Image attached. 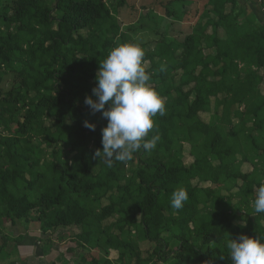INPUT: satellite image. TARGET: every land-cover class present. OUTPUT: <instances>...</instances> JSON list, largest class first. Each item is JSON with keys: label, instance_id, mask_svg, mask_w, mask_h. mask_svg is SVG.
Here are the masks:
<instances>
[{"label": "trees", "instance_id": "16d2710c", "mask_svg": "<svg viewBox=\"0 0 264 264\" xmlns=\"http://www.w3.org/2000/svg\"><path fill=\"white\" fill-rule=\"evenodd\" d=\"M237 1L205 0V24L181 35L198 8L170 0L181 2L187 20L180 35L148 42L105 0H0V225L35 222L37 241L49 245L44 254L53 249L47 233L68 230L59 239L84 251L76 264H111L110 251L117 264H232L231 237L264 240V213L253 203L264 184V16L258 23L235 10ZM240 13L250 17L240 22ZM119 44L143 49L148 83L166 112L146 138L159 135L153 150L108 167L93 159L107 120L84 100ZM243 163L252 170L241 172ZM178 188L189 197L180 210L170 206ZM222 188L237 190L223 196Z\"/></svg>", "mask_w": 264, "mask_h": 264}, {"label": "clouds", "instance_id": "9594fccd", "mask_svg": "<svg viewBox=\"0 0 264 264\" xmlns=\"http://www.w3.org/2000/svg\"><path fill=\"white\" fill-rule=\"evenodd\" d=\"M144 51L135 44H119L99 63L96 85L84 103L92 114L101 113L107 125L101 130L102 150L96 149L93 159L104 160L108 167L114 161L128 162L141 148L153 150L159 135L149 133L155 127L154 117L165 115L162 96L148 83L151 75L143 66ZM163 67L161 71H163ZM107 105V108H106ZM84 127L95 131L96 125L84 121ZM189 199L187 191H173L170 206L180 210ZM254 211L264 213V184L253 201ZM232 264H264V240L240 234L226 242ZM223 259V257H221Z\"/></svg>", "mask_w": 264, "mask_h": 264}, {"label": "rangeland", "instance_id": "374dc122", "mask_svg": "<svg viewBox=\"0 0 264 264\" xmlns=\"http://www.w3.org/2000/svg\"><path fill=\"white\" fill-rule=\"evenodd\" d=\"M106 3L110 6V8L114 11L115 17L121 21L125 22L126 25L133 28V33H137L136 40L138 41H151L155 40L156 37L161 36L163 39L167 41H172L175 39L178 33L177 30L181 28V25L185 23L187 20H183L179 16V7L181 2H169L170 0H123V5L117 8L118 0H105ZM197 5V16L190 22L185 24L182 29L181 35H184L187 31H190L191 28L195 26V24H205L208 15L204 14L205 11L210 9L207 6L202 7L203 2L205 0H192ZM238 8H244L247 14L251 12L256 16L258 23L263 20L264 16V0H238L237 6L235 10ZM173 11L171 16H167L165 14L166 10ZM231 6L229 4L226 5L225 11L229 12ZM246 13H240L238 15V21H242L245 19L247 15ZM250 17V16H249ZM242 18V19H241ZM252 22V21H251ZM191 24V25H190ZM189 25V28H188ZM207 32H210V28L207 29ZM159 34V35H158ZM135 35V34H134ZM180 35V33L178 34ZM218 36L222 37V32L218 29ZM153 42L147 44V48H153ZM205 53H210L212 50L205 49ZM144 67H148V63L144 64ZM11 73H7L3 76V84L5 88H8L11 85ZM260 93L264 96V83L259 86ZM213 105V99H212ZM221 108H218V113H220ZM210 113H200L199 116L202 120L208 121L210 118ZM235 122V120H233ZM51 123L50 120L46 121V125L49 126ZM184 152L189 151V147L184 145ZM187 161L191 160L190 157L187 156ZM186 162V161H185ZM190 162V161H189ZM188 165V163H186ZM252 170V166L250 163H243L240 165V171L247 173ZM196 184V182H194ZM240 184V181L237 182ZM210 184H203V186H209ZM215 187V186H213ZM237 188H233L232 191H227L226 189H221V194L223 196H227L229 193L236 191ZM236 199L233 198L231 201V205L235 203ZM238 215L242 214L243 210L236 211ZM22 223V222H21ZM17 223L16 225H11L8 222H3L0 225V244L4 242V238L10 236L13 238L12 240H8L7 244L0 250V264H15L10 263V261L14 262L15 259H18L19 252H15L13 247L16 245L18 249L25 250V247L28 248L34 247L31 246L33 244L34 236H30V234H35L34 230L37 228V224L35 222H30L28 224ZM104 224H108L107 222ZM29 229V230H28ZM37 233V232H36ZM68 230H58L56 232L47 233L46 237L50 236L53 239V249L46 252L48 250L49 245L46 242H37V245H40L43 249V255L40 257H36V254L31 255L30 260L28 259L25 264H76L79 261V258L84 253L80 248H75L73 251L68 250L71 247H75V244L72 243L69 237H64L61 241L59 236L62 234L67 235ZM27 234V235H26ZM38 234V233H37ZM23 237L24 239H19L18 237ZM25 236V237H24ZM44 238L45 235H40ZM144 247H148L147 244ZM70 251V252H69ZM30 251H22L23 255L30 253ZM62 256V258L60 257ZM117 255L114 251H110L108 259L111 260V264H117L115 259Z\"/></svg>", "mask_w": 264, "mask_h": 264}, {"label": "crops", "instance_id": "0c3cea01", "mask_svg": "<svg viewBox=\"0 0 264 264\" xmlns=\"http://www.w3.org/2000/svg\"><path fill=\"white\" fill-rule=\"evenodd\" d=\"M35 234H33V236L35 237V238H32L33 239V244L31 245V246H34V247H30V248H28L27 246L25 247V250L24 249H22V250H20V249H18V247L15 245L14 247H13V250H15V252H19V257H18V259H15V261L14 262H12V261H10V263H15V264H25V262L29 259L30 260V257H31V255H35L36 254V257L38 258V257H40L41 255H43V249L41 248V246L40 245H37L36 243H35V241L34 240H36L37 241V239H36V232H34ZM22 239H24V238H22ZM38 242V241H37ZM17 250V251H16ZM31 250V252L30 253H28V254H24L23 255V253H22V251H30Z\"/></svg>", "mask_w": 264, "mask_h": 264}]
</instances>
